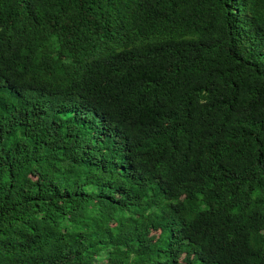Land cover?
Wrapping results in <instances>:
<instances>
[{
    "label": "trees",
    "instance_id": "1",
    "mask_svg": "<svg viewBox=\"0 0 264 264\" xmlns=\"http://www.w3.org/2000/svg\"><path fill=\"white\" fill-rule=\"evenodd\" d=\"M0 264H264V0H0Z\"/></svg>",
    "mask_w": 264,
    "mask_h": 264
},
{
    "label": "rangeland",
    "instance_id": "2",
    "mask_svg": "<svg viewBox=\"0 0 264 264\" xmlns=\"http://www.w3.org/2000/svg\"><path fill=\"white\" fill-rule=\"evenodd\" d=\"M151 235H152L153 237H155V236L157 235V232H156V231H153V232L151 233ZM189 258H191V257H187V256H185V257L182 258V260H183V261H187Z\"/></svg>",
    "mask_w": 264,
    "mask_h": 264
}]
</instances>
